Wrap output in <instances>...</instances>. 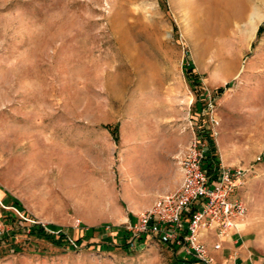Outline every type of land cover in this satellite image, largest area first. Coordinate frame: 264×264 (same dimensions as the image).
<instances>
[{
    "label": "rangeland",
    "instance_id": "obj_1",
    "mask_svg": "<svg viewBox=\"0 0 264 264\" xmlns=\"http://www.w3.org/2000/svg\"><path fill=\"white\" fill-rule=\"evenodd\" d=\"M208 103L264 231V0H0V200L64 234L0 207V264H176L125 242L129 168Z\"/></svg>",
    "mask_w": 264,
    "mask_h": 264
},
{
    "label": "built area",
    "instance_id": "obj_2",
    "mask_svg": "<svg viewBox=\"0 0 264 264\" xmlns=\"http://www.w3.org/2000/svg\"><path fill=\"white\" fill-rule=\"evenodd\" d=\"M207 113V129L200 130L189 124L191 136L176 156L181 172L179 184L172 190L157 194L147 206L135 212L133 219L124 218L119 224L128 246L154 239L174 250L176 264H188L189 261L217 264L214 255L200 239L199 232L213 229L217 236H222L237 228L239 219L247 210L238 189L243 185L249 167L223 164L217 154L209 156L206 135L215 140L218 121L212 115L209 103ZM0 207L10 208L18 221H27L25 230L39 222L48 232L55 231L26 217L16 206L5 205L0 200ZM6 230L5 219L0 213V237ZM218 247L219 242L214 241L212 248Z\"/></svg>",
    "mask_w": 264,
    "mask_h": 264
},
{
    "label": "crops",
    "instance_id": "obj_3",
    "mask_svg": "<svg viewBox=\"0 0 264 264\" xmlns=\"http://www.w3.org/2000/svg\"><path fill=\"white\" fill-rule=\"evenodd\" d=\"M171 129L173 132H167L161 145H151L143 149L146 161L141 166L133 164V167L129 168L132 179L130 184L134 194L140 193L144 197L139 204L137 203L134 212L147 206L157 194L172 190L179 184L181 172L176 156L187 144L191 128L188 122L181 121ZM219 142L216 140L215 152L221 163L245 165L239 163L237 159L228 158L223 142L221 140ZM247 175L243 185L238 189L247 210L239 219L237 228L229 230L222 236H217L213 229H203L199 232L200 239L214 255L217 264H264V231L260 230L254 220L257 214L252 210ZM214 241L219 242L218 248H212ZM188 264L201 263L189 261Z\"/></svg>",
    "mask_w": 264,
    "mask_h": 264
},
{
    "label": "trees",
    "instance_id": "obj_4",
    "mask_svg": "<svg viewBox=\"0 0 264 264\" xmlns=\"http://www.w3.org/2000/svg\"><path fill=\"white\" fill-rule=\"evenodd\" d=\"M260 28V25L258 26L257 30ZM105 126H107L111 132H114V129H115V125H112L110 126L109 124H105ZM207 148H208V151H209V156L210 157H215V145H214V141L213 139L211 138H207ZM32 235H46V236H49L50 238L54 239V240H60L64 234L63 233H58L56 235L55 238L54 237V234L51 233V232H48L47 230H45L43 228V226L39 223V222H36V223H33L30 225V228L28 230Z\"/></svg>",
    "mask_w": 264,
    "mask_h": 264
}]
</instances>
